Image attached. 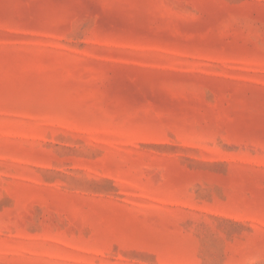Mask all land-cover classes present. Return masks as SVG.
<instances>
[{
  "label": "rangeland",
  "instance_id": "rangeland-1",
  "mask_svg": "<svg viewBox=\"0 0 264 264\" xmlns=\"http://www.w3.org/2000/svg\"><path fill=\"white\" fill-rule=\"evenodd\" d=\"M0 264H264V0H0Z\"/></svg>",
  "mask_w": 264,
  "mask_h": 264
}]
</instances>
